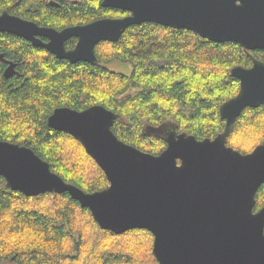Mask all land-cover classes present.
I'll list each match as a JSON object with an SVG mask.
<instances>
[{
    "label": "trees",
    "instance_id": "obj_1",
    "mask_svg": "<svg viewBox=\"0 0 264 264\" xmlns=\"http://www.w3.org/2000/svg\"><path fill=\"white\" fill-rule=\"evenodd\" d=\"M100 2L0 0V13L57 30L128 14ZM74 42L69 38L65 47ZM94 50L95 63H71L0 32V140L31 148L53 172L86 192L101 190L108 181L79 141L47 125L56 107L102 105L116 113L111 129L119 139L158 154L166 147V127L199 140L222 132L219 106L239 88L231 68L250 66L251 56L264 61L263 50L247 51L235 42L216 43L153 22L129 26L117 41H101ZM113 62L128 64L130 71L112 69ZM9 63L14 67L6 77ZM263 141V108H245L226 145L247 153ZM263 206L264 183L255 193L254 210ZM152 242L146 229L121 234L101 229L68 193L25 196L0 176V264H159Z\"/></svg>",
    "mask_w": 264,
    "mask_h": 264
},
{
    "label": "water",
    "instance_id": "obj_2",
    "mask_svg": "<svg viewBox=\"0 0 264 264\" xmlns=\"http://www.w3.org/2000/svg\"><path fill=\"white\" fill-rule=\"evenodd\" d=\"M101 6L128 12L57 30L0 13V32L12 33L71 63H95V46L115 42L132 25L153 22L187 29L216 43L235 42L264 50V0H101ZM76 38L73 48L65 41ZM46 38L47 40H43ZM14 64L4 71L10 76ZM235 96L219 106L224 129L197 139L164 129L158 154L119 139L111 127L117 115L95 104L83 110L56 107L47 125L70 134L103 171L108 185L86 192L63 180L31 148L0 140V176L25 196L68 193L90 211L101 229L121 234L146 229L159 264H264V206L255 193L264 183V141L242 153L226 139L246 107L264 108V62L234 66Z\"/></svg>",
    "mask_w": 264,
    "mask_h": 264
},
{
    "label": "rangeland",
    "instance_id": "obj_3",
    "mask_svg": "<svg viewBox=\"0 0 264 264\" xmlns=\"http://www.w3.org/2000/svg\"><path fill=\"white\" fill-rule=\"evenodd\" d=\"M111 68L114 70L122 71L124 73H128L130 71V66L125 63L113 62L111 64ZM2 264H15L12 261L3 262Z\"/></svg>",
    "mask_w": 264,
    "mask_h": 264
},
{
    "label": "flooded vegetation",
    "instance_id": "obj_4",
    "mask_svg": "<svg viewBox=\"0 0 264 264\" xmlns=\"http://www.w3.org/2000/svg\"><path fill=\"white\" fill-rule=\"evenodd\" d=\"M71 38H72V37H71ZM73 38H75V37H73ZM42 39H43L44 41L47 40L46 38H42ZM67 40H68V39H67ZM67 40H66V41H67ZM66 41H65V42H66ZM75 43H76V38H75V42H74V44H73V46H72L71 48L74 47ZM65 48H66V47H65ZM71 48H66V49H71ZM258 50H263V49H258ZM249 51H250V50H249ZM263 51H264V50H263ZM250 58H251V61H252L253 58H255V59H258V60L264 62L263 60H261V59L258 58V57H253V56H251ZM11 64H12V63H11ZM9 65H10V63L7 64L6 68H7ZM251 66H252V63H251L250 66H247V67H245V68H248V67H251ZM6 68H5V69H6ZM4 71H5V70H4ZM238 82H239V80H238ZM238 89H239V88H238ZM258 107H262V108H263L262 105H260V106H258ZM246 108H247V107H246ZM263 110H264V108H263ZM224 121H225V120H224ZM254 206H255V205H254ZM258 210H259V209H258ZM253 211L256 212L257 210H254V208H253Z\"/></svg>",
    "mask_w": 264,
    "mask_h": 264
}]
</instances>
